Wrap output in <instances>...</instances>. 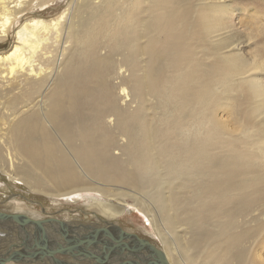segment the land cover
<instances>
[{
  "label": "bare ground",
  "instance_id": "bare-ground-1",
  "mask_svg": "<svg viewBox=\"0 0 264 264\" xmlns=\"http://www.w3.org/2000/svg\"><path fill=\"white\" fill-rule=\"evenodd\" d=\"M55 1L0 0L4 177L107 224L130 198L169 264H264V18L237 27L244 0H67L47 18ZM16 241L0 226L2 255Z\"/></svg>",
  "mask_w": 264,
  "mask_h": 264
},
{
  "label": "water",
  "instance_id": "water-1",
  "mask_svg": "<svg viewBox=\"0 0 264 264\" xmlns=\"http://www.w3.org/2000/svg\"><path fill=\"white\" fill-rule=\"evenodd\" d=\"M0 226H8L17 240L11 252L0 251V264H169L166 254L150 240L112 223L75 226L56 218L33 219L0 211Z\"/></svg>",
  "mask_w": 264,
  "mask_h": 264
},
{
  "label": "rangeland",
  "instance_id": "rangeland-1",
  "mask_svg": "<svg viewBox=\"0 0 264 264\" xmlns=\"http://www.w3.org/2000/svg\"><path fill=\"white\" fill-rule=\"evenodd\" d=\"M57 1H55L52 5L50 4L51 8H49L50 7L49 6L45 9L48 10L47 18H51L59 15L66 7L67 0H57ZM244 1L234 3V7L242 8L241 15L239 13H236L233 18V22L237 24V27H240L242 24L248 21H257V20L260 21L264 18L263 5L258 3L254 5L245 4ZM253 15L255 16V18ZM241 18H245V19H241ZM247 18L249 19L246 20ZM241 20L243 21L240 22ZM17 26H19V24H17ZM241 31H243V33L238 34L237 38L240 40H244L246 39L245 33H247V31H245V28L243 29V26ZM14 42H15V36L14 33H12L9 40L3 45H0V47L4 48V50H8L12 47ZM251 42L252 43L249 44L248 48H245L246 50H244L247 55L249 54L248 56H250L249 52L253 51V49H255V46H258L260 44L257 38L256 40H253ZM241 105L242 103L239 104V106ZM0 182L7 183L6 186L0 187L1 212L25 214L33 219H46V218H56L59 220L63 219L64 221L69 222L70 224L73 225H79L83 222H96V223L99 222V224L101 223L100 225L102 226L107 224L105 220L106 221L109 220L104 215V213L98 214L94 210L88 208L87 200L85 199L84 196L79 197L76 195L77 197H74L75 200L64 199V200L54 201L53 199H50L46 196L32 193L27 187H24L22 185H15L13 182L6 179L1 171H0ZM98 197H102V196L98 195ZM109 200L111 201V203L115 202L129 207L126 213L117 216L116 219H111V222L119 225L128 232L135 233L142 238L150 240V242L155 244L158 248L164 249L163 248L164 244L162 240L159 238L157 231L154 229V225L150 223L147 217H145L143 214L137 211L135 205H133V200L127 198L123 203L113 199H109ZM17 207H22V209L21 210L17 209ZM83 224H87V223H83ZM4 234H7V231H4ZM7 236H9V234H7ZM3 253L5 252L1 251V254ZM12 262L14 264H22L14 261Z\"/></svg>",
  "mask_w": 264,
  "mask_h": 264
},
{
  "label": "flooded vegetation",
  "instance_id": "flooded-vegetation-1",
  "mask_svg": "<svg viewBox=\"0 0 264 264\" xmlns=\"http://www.w3.org/2000/svg\"><path fill=\"white\" fill-rule=\"evenodd\" d=\"M6 186V185H5ZM0 187H4V185L0 184ZM61 220V219H60ZM63 220V219H62Z\"/></svg>",
  "mask_w": 264,
  "mask_h": 264
}]
</instances>
